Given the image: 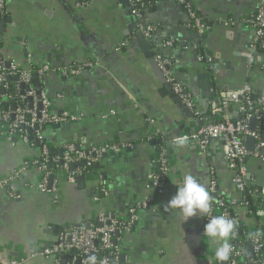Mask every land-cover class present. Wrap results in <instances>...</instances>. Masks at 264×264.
Here are the masks:
<instances>
[{"label": "crops", "instance_id": "0c3cea01", "mask_svg": "<svg viewBox=\"0 0 264 264\" xmlns=\"http://www.w3.org/2000/svg\"><path fill=\"white\" fill-rule=\"evenodd\" d=\"M191 1L210 29L194 32L178 0H159L143 14L145 24L156 28L148 42L150 50L145 51L133 32L129 0H8V37L0 34L3 57L24 65L30 56L38 68L94 64L77 75L44 77L40 85L52 102V112L80 117L67 123L68 128L66 124L47 128L46 143L58 151L70 142L84 150L104 144L133 147L104 155L83 182L72 183L60 174L53 190L44 193L39 189L41 173L31 164L42 149L0 139V181L10 179L0 190V264L17 259L52 264L36 254L55 243L60 231L96 221L101 214L125 219L135 205L148 199L152 203L137 223L116 239L125 264L216 263V245L203 235L210 213L185 222L179 210L165 206L189 174L209 192L211 208L215 198L211 171L218 193L227 200L241 202L243 193L234 185L221 140L171 141L211 122V104L220 94L236 96L248 87L264 95V52L251 48L253 32L246 22L263 0ZM230 20L234 24L226 26ZM123 42L127 44L121 47ZM203 51L212 58L213 70L199 60ZM150 53L171 61L174 80L192 95L197 115L191 111L186 115L175 101ZM238 108L227 105L234 116ZM156 131L168 141L170 164L167 189L160 195L150 180L156 171L157 142L151 139ZM247 167L253 184L264 186V161L250 159ZM239 212L246 226L256 225L258 219ZM54 228L57 234L49 232Z\"/></svg>", "mask_w": 264, "mask_h": 264}, {"label": "built area", "instance_id": "2783aa9c", "mask_svg": "<svg viewBox=\"0 0 264 264\" xmlns=\"http://www.w3.org/2000/svg\"><path fill=\"white\" fill-rule=\"evenodd\" d=\"M131 6L140 4L141 0H129ZM186 8V13L190 24L188 27L198 34L206 32V26L202 18L196 13L194 4L191 0H178ZM138 21V29L144 38L151 42L156 28L145 24L143 14L139 9L132 12ZM0 16L2 20L10 17V8L8 0H0ZM10 24V21H7ZM6 23V24H7ZM250 25L253 38L251 48L258 50L257 43L264 48V0L259 3L256 14L247 21ZM233 21L225 22V25H233ZM3 37H8L3 34ZM126 42L121 47L126 46ZM171 45V43H168ZM120 47V48H121ZM199 60L209 64L213 70L212 58L205 54L199 56ZM154 61L162 72L166 82L171 85L173 92L180 99L182 105L195 112V103L192 95L179 83L175 82L172 72V63L162 54L154 55ZM93 63L71 66L64 68H53L50 66L36 67L32 63L30 56L25 59L24 65L16 60L5 58L0 54V139H16L25 144H31L26 133L30 131L31 136L39 145H42V154L39 159L32 161L41 173V182L39 189L48 193L53 190L49 188L50 177L55 176L57 181L60 174H65L68 181L75 182L80 176H84L83 169H71L72 165L84 163L91 166L97 163L100 158L111 152L121 149L132 148V144H104L92 147L88 150L80 149L76 143H68L64 146V153L61 157L49 158V144L44 139L46 128L65 125L80 120L78 116L68 114L58 115L52 112V102L47 93L38 89L34 85V77L37 76L39 83L48 74H57L64 77L77 75L87 68L93 67ZM254 95L248 87L240 91L238 95L220 94L211 104V114L213 120L204 125L197 132L184 134L172 139L171 143L179 142H202L210 139L221 140L223 143L224 157L227 167L233 171V182L240 192H244L253 182L249 177L247 161L250 159H260L264 161V95L259 99L250 100ZM28 102H25L27 101ZM228 104L238 105V115H233L227 109ZM6 106V107H5ZM11 107V108H10ZM195 115L196 112H195ZM256 119L254 131L250 129V121ZM151 123H154L151 120ZM255 139V145L252 151L246 146L247 139ZM151 139L157 142V153L155 157L156 171L150 176L152 187L156 194L160 195L167 189L170 176V164L167 157L166 146L167 139L156 131ZM40 159L43 161H40ZM52 162L54 169L49 171L47 163ZM59 162H61L59 164ZM21 172V171H20ZM210 189L217 199L213 204L209 217L223 215L230 218V211H233L239 218V210H243L244 215L258 219L264 224V215L259 214L264 210V203L257 211H249L248 205L241 202H232L218 193L217 179L213 171L210 172ZM54 180V181H55ZM55 181V182H56ZM10 179L0 181V190L9 186ZM54 184V183H53ZM101 192L106 190L101 186ZM252 197H264V186L250 192ZM152 203L148 199L135 205L129 212L127 218L122 219L112 213L101 214L95 221L88 224L75 225L63 229L58 234L57 241L44 248L36 256H41L51 260L52 264H91L90 256H95V264H125L121 263V246L117 242L116 233L130 230L137 223L142 211L147 210ZM232 251L230 253V264H264V241L258 236L249 233L245 239L246 243L251 242L254 245V258L245 262L246 249L243 242L239 247H235V237H233ZM105 252L107 256H102ZM25 259L11 261L10 264H24ZM215 264H221L216 261Z\"/></svg>", "mask_w": 264, "mask_h": 264}, {"label": "clouds", "instance_id": "9594fccd", "mask_svg": "<svg viewBox=\"0 0 264 264\" xmlns=\"http://www.w3.org/2000/svg\"><path fill=\"white\" fill-rule=\"evenodd\" d=\"M210 195L206 188L192 175L184 177L181 185L177 187L176 194L170 199L165 208L179 210L185 222L198 214L207 216L211 211ZM259 214L264 215V210ZM236 223L233 219H228L223 215L211 216L204 226L203 235L209 238L214 249L215 259L221 264L230 259L232 245L229 240L235 236ZM91 264H95L96 257L90 256Z\"/></svg>", "mask_w": 264, "mask_h": 264}, {"label": "trees", "instance_id": "16d2710c", "mask_svg": "<svg viewBox=\"0 0 264 264\" xmlns=\"http://www.w3.org/2000/svg\"><path fill=\"white\" fill-rule=\"evenodd\" d=\"M158 1L159 0H141L140 4H138V5L134 6V7L131 6V4H130V12L132 14V12L137 8V9H139L141 11L142 14H144L149 8L154 7ZM184 9L186 11L185 7H184ZM196 13L198 14V16H200L202 18V21H203V23L206 26V32H207L210 29L211 24L209 23V21L206 18L202 17L197 11H196ZM250 19L251 18L246 19V22L248 20H250ZM188 24H190L189 21H188ZM194 32H196V31H194ZM257 46H258L257 47L258 51L264 52V48L261 46L260 43H257ZM205 54H206V52H204V51L202 53H200L201 56H204ZM37 88L38 89H42L41 85L38 86ZM260 97L261 96L254 94V95L251 96L250 100L259 99ZM25 102H28V100L25 101ZM26 133L28 135L30 143L34 144L35 146H39L42 149V145H39V144L36 143V140L33 139V137L30 134V131L27 130ZM48 150H49V158L50 159L55 158V157H61L63 155V153H64V151H58L56 149H53L51 146L49 147ZM40 161H42V160L40 159ZM60 163L61 162H59V164ZM46 166H47V169L49 171L54 169V165L52 164L51 161L49 163H47ZM74 166H75V169H83L85 171L84 175H86L88 173H92V172L95 171L96 163L92 164L91 166H86L84 163H78V164H76ZM258 188H259V186L251 184L250 187H248L243 192V203L247 204L249 211H252V212L257 211V209H259L261 207V205L264 203V197L254 198L250 194V192H253L254 190H256ZM217 199L218 198H216V197L214 198V203H216ZM247 217H251V216L247 215ZM229 219H233L235 221V223H236V227L234 229V231L236 233L235 236H234L235 237V244H234L235 247H239L241 244L243 245V242H244V245H246L247 243H246L245 237L249 233H251L253 236H258V237L262 238L263 241H264V224L261 223L259 220H257V223H256V225L253 228H250V227L246 226V224L243 221L238 219V217L236 216V214L233 211H230V218ZM95 223H96V226L98 227L99 224L97 223V221H95ZM101 255L102 256H107V254L105 252L104 253L101 252ZM243 259H244L245 262L250 261V259H247L246 257L243 258ZM230 262H231V256H230V259L227 262H224V263L230 264Z\"/></svg>", "mask_w": 264, "mask_h": 264}, {"label": "water", "instance_id": "95a60500", "mask_svg": "<svg viewBox=\"0 0 264 264\" xmlns=\"http://www.w3.org/2000/svg\"><path fill=\"white\" fill-rule=\"evenodd\" d=\"M130 19L132 20V22H133L134 24H136V27H135V29L133 30V32L136 33V34H137V37L140 39V41L143 42V46H144L145 51H149V50H150V44L148 43V41L144 38V36L142 35V33H141V32L139 31V29H138V24H139L138 19H137L135 16H133V15L130 16ZM8 20H9V18L6 19V20H2V19H1V16H0V34H5V33H6V23H7ZM150 57H151V59H152V63L158 68L157 64H156L155 61H154V54H153V53H150ZM158 69H159V68H158ZM159 71H160V69H159ZM160 74H161L163 80L166 82V80H165V78H164V76H163V74H162L161 71H160ZM34 85L37 86V87L40 86V83H39V81H38L37 76L34 77ZM167 88H168L170 91L173 92V90H172V88H171L170 86H168ZM39 90H40V89H39ZM0 92H2V90H1ZM172 95L176 97V98H175V101L178 102V103H180V105L184 108V112L186 113V115H188V113H189L191 110L188 109L187 107H184V106L181 104L180 99L175 95L174 92L172 93ZM191 112H192V111H191ZM65 127H66V128L70 127V124H66ZM255 127H256V119H252V120L250 121V129H251V131H254V130H255ZM36 143L39 144L37 141H36ZM254 145H255V139L249 137V138L247 139V141H246V146H247L248 150L252 151L253 148H254ZM71 169L74 170V169H75V166L72 165V166H71ZM54 180H55V176L52 175V176L50 177L49 188L52 187V185H53V183H54ZM76 181H77V182H83V181H84V176H80V177H78V178L76 179ZM58 231H59V230H58L57 228H54L52 231H49V232H52V233H54V234H57ZM119 235H120L119 232L116 233V236H117V237H118ZM245 249H246V258H247V259H252V258H254V245H253L251 242H248V243L245 245ZM124 261H125V255L122 254V255H121V263H124ZM207 264H209V263H207ZM224 264H226V263H224Z\"/></svg>", "mask_w": 264, "mask_h": 264}]
</instances>
